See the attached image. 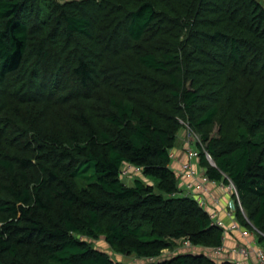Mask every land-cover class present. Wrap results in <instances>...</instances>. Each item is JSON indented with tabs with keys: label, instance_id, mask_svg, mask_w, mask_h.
Returning a JSON list of instances; mask_svg holds the SVG:
<instances>
[{
	"label": "trees",
	"instance_id": "trees-1",
	"mask_svg": "<svg viewBox=\"0 0 264 264\" xmlns=\"http://www.w3.org/2000/svg\"><path fill=\"white\" fill-rule=\"evenodd\" d=\"M183 126L264 239L259 0H0V264H236L182 193Z\"/></svg>",
	"mask_w": 264,
	"mask_h": 264
},
{
	"label": "built area",
	"instance_id": "built-area-1",
	"mask_svg": "<svg viewBox=\"0 0 264 264\" xmlns=\"http://www.w3.org/2000/svg\"><path fill=\"white\" fill-rule=\"evenodd\" d=\"M183 122V121H181ZM187 127V126H186ZM188 128V127H187ZM189 129V128H188ZM190 130V129H189ZM195 136V134L193 135ZM196 138V136H195ZM199 141V137L197 138ZM197 141V142H198ZM189 143V142H188ZM195 151V152H194ZM191 147H188L185 149V160L183 161L185 166H183V169L177 170L178 174L181 178V187L183 188L182 193L194 198L198 204L205 209L210 217H211V223L213 225H216L218 227L223 228V239L225 235L230 232V231H238L240 232L241 236H246L248 237L249 234L255 233V234H262L257 228H255L250 222L251 228H247L236 220L235 217V210L231 207L229 204V200L227 198V203L224 205L222 204V200L226 198L228 192L230 193L231 197L235 198L233 201L238 205L240 208L242 214L245 216V212L243 210V207L241 206L239 196L237 193V190L234 186V184L228 180V183H224L223 181H214L210 180L204 173V170L200 167H198V160H197V149L194 150ZM171 157L174 158V153L171 152ZM207 159L210 161V156L207 154ZM212 164V163H211ZM214 165V164H212ZM130 167V165H129ZM199 168V169H198ZM137 169V168H136ZM186 169V170H185ZM202 170V171H201ZM186 174H184V172ZM201 171V172H200ZM197 173V174H196ZM186 176H189L190 181L185 182L184 178ZM194 180H193V179ZM211 185H219L220 190H221V195L218 197H215L211 195ZM224 211L225 215L230 219V223H226L224 219L219 217V212ZM264 235V234H263ZM184 243V248H191V246L185 242L184 240L182 241ZM225 250V247L223 246V243L221 246H218L216 248H213L211 250L210 255H219ZM229 251L236 252L238 254H241L243 256H247L250 253H253L256 257V262L257 264H264V249L262 247H255L251 246H240V247H235L233 249H230ZM235 262V261H234ZM236 264H239V262H235Z\"/></svg>",
	"mask_w": 264,
	"mask_h": 264
},
{
	"label": "crops",
	"instance_id": "crops-1",
	"mask_svg": "<svg viewBox=\"0 0 264 264\" xmlns=\"http://www.w3.org/2000/svg\"><path fill=\"white\" fill-rule=\"evenodd\" d=\"M184 149H186V147H182L180 150H174V160H173V166L178 170V165L180 164V162H183L185 160V151ZM178 164V165H177ZM198 167H200L198 165ZM202 168V167H200ZM211 195L215 196V197H219L221 195V190L219 185H211ZM229 200V199H228ZM227 198H224L222 200V204L224 205L225 203H227ZM225 206V205H224ZM219 217L224 219V221L226 223H230V219L225 215L224 211L219 212ZM248 228V227H247ZM258 235L251 233L249 234L248 237L246 236H241L240 232L238 231H230L228 232L224 239H223V246L225 247V250L219 254V255H211L213 258H215L216 260L219 261H223V260H230V261H235V262H239V264H257L256 262V257L253 253H250L247 256H243L241 254H238L236 252H232L229 251L230 249H233L235 247H240V246H249L251 248V246H257V247H262L264 249V245L260 244V241L258 240Z\"/></svg>",
	"mask_w": 264,
	"mask_h": 264
},
{
	"label": "rangeland",
	"instance_id": "rangeland-1",
	"mask_svg": "<svg viewBox=\"0 0 264 264\" xmlns=\"http://www.w3.org/2000/svg\"><path fill=\"white\" fill-rule=\"evenodd\" d=\"M58 2H65L68 0H56ZM263 5H264V0H259ZM217 128L214 129V133L216 132ZM195 134V136H193ZM198 135L196 133H194L193 131L189 130L186 126H183L178 133V140H177V148L174 150H180L182 147H191L194 150L197 149L196 147V142L198 141ZM189 142V143H188ZM195 152V151H194ZM174 153V151H173ZM176 154V153H174ZM185 156V155H184ZM178 165V164H177ZM178 171L183 169V166H185L184 162H180V164L178 165ZM199 169V168H198ZM186 170V169H185ZM202 171V170H201ZM200 171V172H201ZM122 172L125 173L124 174V178L123 181L130 185L133 184V181L135 179V177H141L139 171L134 168V167H129V165H125L122 167ZM184 172V171H183ZM184 174H186L184 172ZM197 174V173H196ZM189 176H186L184 178L185 182L190 181ZM193 179V178H192ZM194 180V179H193ZM226 198L229 199V204L231 205V207L233 208L232 211H234V209H236V206H238L234 201L235 198L231 197L230 193L228 192ZM234 200V201H233ZM255 234V233H254ZM257 235V234H256ZM95 246L100 247L101 249H104L105 251H107L115 260H122V261H133L135 259V257L133 255H128V256H123V255H118V254H114L110 251L109 247L102 241V240H96L93 242ZM184 243H182L181 240H176V246L173 249H166L163 253L162 257H165L166 255H171L174 252L180 251L182 249H184ZM261 245H264V239H262L260 241Z\"/></svg>",
	"mask_w": 264,
	"mask_h": 264
},
{
	"label": "water",
	"instance_id": "water-1",
	"mask_svg": "<svg viewBox=\"0 0 264 264\" xmlns=\"http://www.w3.org/2000/svg\"><path fill=\"white\" fill-rule=\"evenodd\" d=\"M210 161H211L212 164L215 165V163H214V161H213V159L211 157H210Z\"/></svg>",
	"mask_w": 264,
	"mask_h": 264
}]
</instances>
